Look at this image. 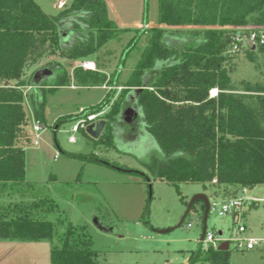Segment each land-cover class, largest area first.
Returning a JSON list of instances; mask_svg holds the SVG:
<instances>
[{
    "label": "trees",
    "instance_id": "trees-1",
    "mask_svg": "<svg viewBox=\"0 0 264 264\" xmlns=\"http://www.w3.org/2000/svg\"><path fill=\"white\" fill-rule=\"evenodd\" d=\"M63 6L58 14L49 15L35 0H0V240H51V264H100L83 229L68 224L64 236L54 242L62 220L48 217L57 208L52 200L4 201L12 194L26 196L29 187L21 145L30 138L24 87L39 84L46 90L45 79L34 80L38 70H53L51 91L71 85L72 78L88 87H111L92 112L103 110L119 87L118 79L108 76L98 63L95 69L76 66L72 78L56 74L52 61L48 67L41 66L56 53L71 60H90L124 30L109 18L105 0H72ZM71 19L69 32L77 35L66 44L64 23ZM159 23L133 39L147 34L135 69L102 117L107 125L98 139L112 142L113 125L125 97L133 92V110L139 107L146 130L161 151L160 157L146 163L153 176L177 187L200 183L213 189L212 198L222 195L226 200L264 185V89L238 91L230 64L235 37L264 27V0H159ZM133 42L131 47L136 45ZM256 50L264 53V44L248 46L247 56L252 58ZM213 89L218 90L215 96L210 94ZM30 100L37 120H44L43 102L37 104L33 95ZM245 205L255 207L258 202ZM205 260L230 264L229 249L211 247Z\"/></svg>",
    "mask_w": 264,
    "mask_h": 264
},
{
    "label": "rangeland",
    "instance_id": "rangeland-1",
    "mask_svg": "<svg viewBox=\"0 0 264 264\" xmlns=\"http://www.w3.org/2000/svg\"><path fill=\"white\" fill-rule=\"evenodd\" d=\"M35 1L47 14L56 15L64 3L69 4L72 0ZM61 1L64 3L61 4ZM105 1L109 18L118 28L124 29L121 35L88 57L98 63L108 76L118 79L119 87L113 100L103 108L106 112L135 69L146 46L147 34L133 39L141 31L161 25L159 0ZM72 23L73 19L64 23L68 34L66 44H72L77 35L76 32H69ZM252 27L255 26L248 25V28ZM133 41L136 45L131 47ZM168 41L172 43L174 37L171 35ZM248 44L245 38L240 50H231L234 55L230 63L233 67L231 77L238 91L264 89V53L256 50L249 58ZM48 61H52L56 74H66L71 78L74 68L78 65L85 68L86 62L67 59L56 53L43 61L41 66L48 67ZM30 76L31 73H28L27 78ZM44 79L48 83L45 91L39 88V84L24 87L30 132L29 140L21 142L26 153L27 194H12L4 197V201L52 200L57 208L48 217L54 222L62 220L54 242H57L58 236H64L68 224L83 229L98 252L100 264H211L205 260L208 250L204 249L201 241L203 201L195 203L185 221L178 225L195 194L206 193L212 204L217 206L226 200L225 197L219 195L212 198L213 189L200 183H183L177 187L148 171L146 163L153 156L160 157L161 151L155 138L146 131L139 107L132 111L137 122L133 140L118 134L113 136L111 143H107L92 137L86 129L74 132V124L83 116L80 109L92 112V107L107 97L111 87H88L72 78L71 85L51 91L49 88L55 86V74L44 76L38 83ZM217 93V89L210 92L212 96ZM32 95L37 104L43 102L44 105V120L41 121L44 127L39 137L34 130L38 120L30 100ZM128 95L122 109L125 103L130 108L135 104L133 94ZM72 135L76 139L73 142L70 141ZM36 140L38 144H35ZM248 195L264 198V185L256 186L247 192ZM98 221L113 228V231L101 229ZM239 225H247L248 231L239 232ZM207 226L208 231L216 235L219 246L229 242L230 264H264V250L239 249L235 240L264 234V201L255 207L245 205L236 216L234 213L221 216L213 206ZM166 229L170 230L161 232ZM220 231L222 234H219ZM51 247V240H0V264H51Z\"/></svg>",
    "mask_w": 264,
    "mask_h": 264
},
{
    "label": "built area",
    "instance_id": "built-area-1",
    "mask_svg": "<svg viewBox=\"0 0 264 264\" xmlns=\"http://www.w3.org/2000/svg\"><path fill=\"white\" fill-rule=\"evenodd\" d=\"M248 39L249 44L248 46H257V45H262L264 44V27H257V28H252L248 33L246 34H238L235 37V46L234 49L237 51L240 49V43H244V39ZM85 68L89 69H94L95 68V63L91 61H86L84 63ZM80 113L83 114L78 121L74 124L73 126V131L77 132L81 129H86L87 126L92 123V122H98L101 118L102 115H104L105 111H97V112H86V109L81 108ZM43 124L41 121L38 120V122L34 125V130L37 132V137H39V132L43 128ZM75 136L72 135L70 137V141H75ZM38 140L35 141V144H38ZM251 201L255 202H261L264 201V198H257V197H252V198H247L245 195L241 197H234V198H229L227 200H224L220 203L219 206L217 204H212L215 207L216 210H218V214L221 216L230 214V213H235L238 211H241L242 208L245 206V203H249ZM239 232H246L247 227L245 225H239L238 228ZM237 241V248L239 249H245V250H253V249H261L264 250V237H256V236H251L247 237L244 239L237 238L235 239ZM231 242V240H229ZM203 247L206 250H209L212 247L218 248L219 244L216 238V235L212 231H207L205 239L202 241ZM211 244V245H210Z\"/></svg>",
    "mask_w": 264,
    "mask_h": 264
},
{
    "label": "water",
    "instance_id": "water-1",
    "mask_svg": "<svg viewBox=\"0 0 264 264\" xmlns=\"http://www.w3.org/2000/svg\"><path fill=\"white\" fill-rule=\"evenodd\" d=\"M68 38V34L66 32L63 33V39L64 41H67ZM54 72L53 70L49 69V68H44V69H40L38 70L35 75H34V80L36 83H38L44 76L46 75H52ZM129 109H131L129 107V104L125 103V107H124V112H128ZM133 110V109H132ZM130 110V112L132 111ZM133 121V119H130L129 117H126V122L125 124H131ZM107 125V120L106 119H100L98 122H92L90 123L87 128L86 131L89 135H91L94 138H99L101 136V134L103 133L105 127ZM197 201H203L204 205H205V213H204V221H203V230H202V236H201V241H203L205 239L206 233L208 231V226H207V220H208V215L209 212L212 208V203H211V199L209 197V195H207L204 192L201 193H197L195 194L191 200L188 202L187 204V208L185 213L183 214L180 223L178 226H180L185 219L187 218L189 212L191 211L192 206L194 205L195 202ZM98 225L101 229L105 230V231H113V228H110L108 225H105L101 222L98 221ZM170 229H166V230H162L161 232H167ZM219 234H222V232L220 231ZM219 249L221 250H228L229 249V242H226L224 245L219 246Z\"/></svg>",
    "mask_w": 264,
    "mask_h": 264
},
{
    "label": "crops",
    "instance_id": "crops-1",
    "mask_svg": "<svg viewBox=\"0 0 264 264\" xmlns=\"http://www.w3.org/2000/svg\"><path fill=\"white\" fill-rule=\"evenodd\" d=\"M61 4H63L64 2L63 1H61L60 2ZM88 61H91V62H93V63H95V68H96V65H97V63L93 60V59H90V60H88ZM105 86V85H104ZM133 94V92H130V94ZM130 94H129V96H130ZM128 96V97H129ZM132 99H133V96H132ZM133 102H134V99H133ZM127 104V103H126ZM132 109H134V105H133V108ZM143 121V120H142ZM125 122H126V118H125V113H124V108L121 110V112H120V114H119V116H118V118H117V120H116V122H115V124L113 125L114 127H113V132H114V135H120V136H124L125 138H127V139H131V140H133L134 139V135H135V132H136V129H135V123H133V121H132V123L129 125V124H125ZM147 131V130H146ZM148 132V131H147ZM250 191H252V190H250ZM249 190H247L246 192H245V196H246V194H247V192H250ZM247 198H252V197H257V198H261V197H259V196H255V195H248V196H246ZM245 212V211H244ZM246 227H247V225H245ZM247 231H248V228H247ZM256 237H264V234L263 235H260V236H256Z\"/></svg>",
    "mask_w": 264,
    "mask_h": 264
},
{
    "label": "flooded vegetation",
    "instance_id": "flooded-vegetation-1",
    "mask_svg": "<svg viewBox=\"0 0 264 264\" xmlns=\"http://www.w3.org/2000/svg\"><path fill=\"white\" fill-rule=\"evenodd\" d=\"M130 110H132V108L129 109L128 112H127V111L124 112V113H125V118H126V117H129L130 119H133V123L136 124L137 122H136V118L133 116V115H134L133 112H132L133 110H132L131 112H130Z\"/></svg>",
    "mask_w": 264,
    "mask_h": 264
}]
</instances>
